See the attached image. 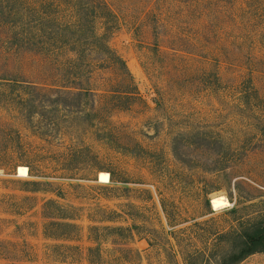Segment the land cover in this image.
I'll use <instances>...</instances> for the list:
<instances>
[{
	"label": "rangeland",
	"instance_id": "1",
	"mask_svg": "<svg viewBox=\"0 0 264 264\" xmlns=\"http://www.w3.org/2000/svg\"><path fill=\"white\" fill-rule=\"evenodd\" d=\"M102 1L131 79L86 77L94 105L78 128L39 107L58 94L0 84V264H183L264 214V0ZM60 59L1 53L0 78L59 85ZM123 83L135 98L108 110L101 92Z\"/></svg>",
	"mask_w": 264,
	"mask_h": 264
},
{
	"label": "trees",
	"instance_id": "2",
	"mask_svg": "<svg viewBox=\"0 0 264 264\" xmlns=\"http://www.w3.org/2000/svg\"><path fill=\"white\" fill-rule=\"evenodd\" d=\"M59 13L65 18L63 21ZM96 20L99 21V33L94 26ZM115 24V15L102 0H43L37 3L0 0V54L26 50L46 56L51 61L61 57L55 66L59 85L36 87L22 83L24 81L4 78H0V84L14 88L16 93L46 89L58 94L54 99L42 95L45 101L39 100V107L46 103L52 112L58 109L70 111L68 127L78 128L80 122L88 119L89 113L84 110L87 100L90 99L91 107L94 105L92 97L95 93L86 87V77L95 69H110L121 74L124 71L128 81L131 79L121 58L108 46V37ZM67 54L71 57H65ZM126 83L122 84L121 91L101 92V99L108 110H126L128 107L120 105V101L135 98L129 91L131 85ZM34 103L30 100L27 105L31 107ZM90 113L98 115L96 111ZM216 240L218 243L226 241L227 248L214 249L206 254L185 253L182 255L183 264H239L251 255L264 254V214L246 219L238 233H220Z\"/></svg>",
	"mask_w": 264,
	"mask_h": 264
},
{
	"label": "bare ground",
	"instance_id": "3",
	"mask_svg": "<svg viewBox=\"0 0 264 264\" xmlns=\"http://www.w3.org/2000/svg\"><path fill=\"white\" fill-rule=\"evenodd\" d=\"M27 169L25 167H19L18 168V175L19 176H22V177H25L27 175ZM99 182L100 183H108L109 179H108V174H106L105 172H100L99 175ZM211 206L213 209H217L219 207H222V206H225L228 204V202L222 198V197H212L211 200Z\"/></svg>",
	"mask_w": 264,
	"mask_h": 264
}]
</instances>
